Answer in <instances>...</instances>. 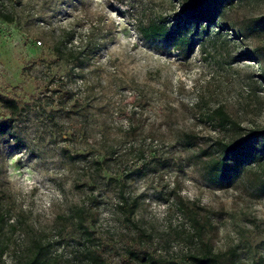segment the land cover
<instances>
[{
  "label": "rangeland",
  "instance_id": "374dc122",
  "mask_svg": "<svg viewBox=\"0 0 264 264\" xmlns=\"http://www.w3.org/2000/svg\"><path fill=\"white\" fill-rule=\"evenodd\" d=\"M192 1L0 0V95L22 108L0 136V264L39 246L44 264H190L205 244L264 264V155L223 186L203 159L264 128V0L185 26L188 58L141 38Z\"/></svg>",
  "mask_w": 264,
  "mask_h": 264
},
{
  "label": "trees",
  "instance_id": "16d2710c",
  "mask_svg": "<svg viewBox=\"0 0 264 264\" xmlns=\"http://www.w3.org/2000/svg\"><path fill=\"white\" fill-rule=\"evenodd\" d=\"M235 0H193L186 4L173 24L164 21H152L140 25L137 31L145 41H156L168 43L173 50L188 58L194 51L196 42L192 36L184 34L185 26H191L200 31L205 24L214 25L222 11L230 7ZM0 19L5 23H13L11 13L0 11ZM0 107L7 113L8 119L0 123V136L7 134L11 124L21 113L22 108L13 99L0 95ZM216 122L220 128L225 129L231 122L222 110L215 111ZM211 152L204 153V168L210 180L219 186H223L234 175H237L245 166V161L258 160L264 155V128L248 130L241 138L232 141L215 140L210 146ZM209 151V150H208ZM134 205L130 206L132 213ZM200 254H189L187 257L190 264H221V254L213 252L208 245L203 246ZM127 254L134 259L144 261L152 258L144 250L134 247L127 249ZM18 264H44L41 246L34 249L28 258ZM231 264H237L232 262Z\"/></svg>",
  "mask_w": 264,
  "mask_h": 264
}]
</instances>
